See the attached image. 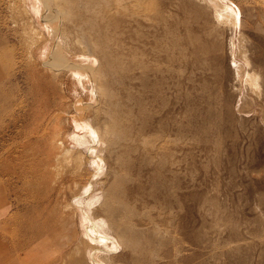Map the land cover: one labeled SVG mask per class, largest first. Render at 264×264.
Listing matches in <instances>:
<instances>
[{
	"label": "rangeland",
	"instance_id": "rangeland-1",
	"mask_svg": "<svg viewBox=\"0 0 264 264\" xmlns=\"http://www.w3.org/2000/svg\"><path fill=\"white\" fill-rule=\"evenodd\" d=\"M39 1L0 0V179L47 264H264V0Z\"/></svg>",
	"mask_w": 264,
	"mask_h": 264
},
{
	"label": "crops",
	"instance_id": "crops-1",
	"mask_svg": "<svg viewBox=\"0 0 264 264\" xmlns=\"http://www.w3.org/2000/svg\"><path fill=\"white\" fill-rule=\"evenodd\" d=\"M0 68L1 87L9 76L1 57ZM5 185L0 179V264H47L59 254L60 247L63 250L68 243L72 244L70 227L66 222L36 227L38 223L31 220V213L12 205Z\"/></svg>",
	"mask_w": 264,
	"mask_h": 264
},
{
	"label": "bare ground",
	"instance_id": "bare-ground-1",
	"mask_svg": "<svg viewBox=\"0 0 264 264\" xmlns=\"http://www.w3.org/2000/svg\"><path fill=\"white\" fill-rule=\"evenodd\" d=\"M40 1L42 2V3H41V6H42V4L45 5V6H47L45 0H40ZM40 1H39V3H40ZM41 6H40V8H41ZM226 6H227V5H226ZM47 7H49V5H48ZM47 7H46V9H47ZM49 10H50V7H49ZM50 13H51V12L49 11L48 15H49ZM50 16H51V15H50ZM47 17H48V16H47ZM45 19H47V18L45 17ZM48 21H49V20H48ZM48 21H46V22L49 23ZM48 26H50V25H48ZM54 31H55V30H54ZM33 38H34V37H33ZM57 38H58V36H57ZM95 47H96V48H99V45L97 44V45H95ZM53 52H54V50H53ZM59 52H60V50H59ZM56 53H57V52H56ZM60 54H61V53H60ZM51 56H52V55H51ZM48 58H49V57H48ZM55 59H56V58H55ZM56 60H57V59H56ZM61 60H62V59H61ZM34 61H35V60H34ZM49 61H50V60H49ZM53 61H54V60H53ZM46 63H47V62H46ZM60 63H61V62H60ZM71 63H73V61L68 62L66 66H68V64H71ZM73 64H74V63H73ZM35 65H36V64H35ZM64 65H65V64H64ZM49 67H51V66H49ZM54 69H55V68H54ZM86 71H88V70H86ZM89 72H90V71H89ZM90 74L94 75V72L92 71V73H90ZM77 75H78V74H77ZM79 75H80V74H79ZM91 78H93V77L91 76ZM9 81H10V80H9ZM6 82H7V81H6ZM4 83H5V82H4ZM4 83H3V84H4ZM4 85H5V84H4ZM4 85H3V86H4ZM4 90H5V89H4ZM3 92H4V91H3ZM12 101H14V100H12ZM14 102H15V101H14ZM0 106H2V105H0ZM13 109H14V108H12V110H13ZM13 111H14V110H13ZM13 111H12V112H13ZM12 112H11V113H12ZM7 115H8V117H9V114H7ZM7 115H6V117H7ZM3 119H4V118H3ZM0 127H2V124L0 125ZM67 150L69 151V149H67ZM4 166H5V165H4ZM86 215H87V214H86ZM89 217H90V216H89ZM94 219H95V217H94ZM83 220L85 221L84 218H83ZM92 220H93V219H92ZM92 220H91V221H92ZM82 222H83V221H82ZM93 223H94V222H93ZM96 224H97V223H96ZM98 225H100V226L102 225V226H103V223L101 224L100 221H99V222H98ZM96 227H97V226H96ZM96 227H93V230H94V228H95V230H96ZM38 229H40V228H38ZM90 229H91V227H90ZM38 231H39V230H38ZM97 232H98V231H97ZM37 233H38V232H37ZM37 233H36V234H37ZM85 233H86V232H85ZM38 235H39V234H38ZM100 235H101V234H100ZM102 235H103V234H102ZM101 237H102V236H101ZM94 239H95V238H94ZM42 251H43V250H42ZM90 254H91V253H90ZM46 259H47V258H46ZM46 261H47V260H46ZM41 262H42V261H41ZM100 264H101V263H100Z\"/></svg>",
	"mask_w": 264,
	"mask_h": 264
}]
</instances>
